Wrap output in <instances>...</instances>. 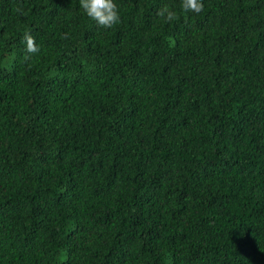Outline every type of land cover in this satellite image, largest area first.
<instances>
[{"label":"trees","instance_id":"1","mask_svg":"<svg viewBox=\"0 0 264 264\" xmlns=\"http://www.w3.org/2000/svg\"><path fill=\"white\" fill-rule=\"evenodd\" d=\"M115 3L0 0V264H264V0Z\"/></svg>","mask_w":264,"mask_h":264},{"label":"clouds","instance_id":"2","mask_svg":"<svg viewBox=\"0 0 264 264\" xmlns=\"http://www.w3.org/2000/svg\"><path fill=\"white\" fill-rule=\"evenodd\" d=\"M79 6L83 13L101 28L111 29L120 21L115 0H79ZM180 8L184 13L199 14L204 10L203 0H180ZM16 11L20 12L21 15L24 14L19 7ZM155 15L165 23L179 19L177 11L167 3L158 8ZM23 39L26 53L24 59L27 61L40 51V46L36 43L35 37L30 31L24 33Z\"/></svg>","mask_w":264,"mask_h":264}]
</instances>
